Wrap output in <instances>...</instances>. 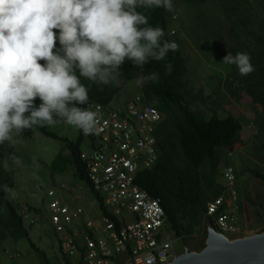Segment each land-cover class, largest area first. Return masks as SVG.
Returning a JSON list of instances; mask_svg holds the SVG:
<instances>
[{"label": "clouds", "instance_id": "9594fccd", "mask_svg": "<svg viewBox=\"0 0 264 264\" xmlns=\"http://www.w3.org/2000/svg\"><path fill=\"white\" fill-rule=\"evenodd\" d=\"M140 5L168 11L172 0H0V144L36 125L92 132L98 113L80 106L89 105L80 78L107 85L128 61L141 69L138 85L156 83L159 74H144L143 66L178 45L162 39L164 30L148 23ZM221 61L241 76L254 70L246 51L225 52ZM164 69L167 75L172 65ZM0 190L6 199L15 196L7 185Z\"/></svg>", "mask_w": 264, "mask_h": 264}, {"label": "trees", "instance_id": "16d2710c", "mask_svg": "<svg viewBox=\"0 0 264 264\" xmlns=\"http://www.w3.org/2000/svg\"><path fill=\"white\" fill-rule=\"evenodd\" d=\"M184 2L189 6H195L196 14L200 7L212 4L216 15L222 14L227 26L225 47L217 51L219 56L225 52L235 54L237 51H246L250 56L253 71L241 76L235 66L226 65L229 73L218 81V85L226 89L228 96L239 102L247 98L250 105L256 109L252 120L255 136L262 143L260 159L264 163V0H172ZM148 17V23L159 26L164 30L163 40L175 41L178 48L173 52L169 50L161 61L149 60L143 66L142 73L155 71L159 74L156 83L145 82L139 88L147 104L152 105L162 114V120L156 125V153L155 163L143 170L137 176V183L149 195L158 198L167 215L171 229L181 239H184L191 228L202 226L205 230L203 213L205 205L219 196L222 186L215 183L219 158H223V152L234 145L238 140V134L242 129L241 121L231 114L218 118L213 111L209 119L195 111L190 101L195 99L186 89V65L182 55V45L173 28H168L167 12L162 7H146L140 5L136 9ZM172 16L177 14L172 11ZM221 19V18H220ZM54 32L56 30H53ZM172 32V33H170ZM43 64L44 61H37ZM170 63L172 71L165 74L164 65ZM141 69L133 67L125 61L117 70L115 79L107 85L98 84L80 78L88 89V99L101 105H109L120 90L115 85V80L129 82ZM39 103L38 98L34 104ZM84 107V105H80ZM49 125L33 126L21 130L24 137H31L35 132L45 137L57 139L48 131ZM75 141L63 140L67 153L66 161L74 168V175L84 182L92 194L94 200L104 215H108L100 196L94 193L85 177L84 166L79 158L82 145L80 130ZM8 143L0 144V185L13 186V181L6 174L3 165L8 155ZM177 152L182 155L188 166V172L176 174L174 170ZM228 162V161H226ZM205 163L209 166V175L205 179L210 195L200 192L197 169ZM226 165H231L228 162ZM233 168V167H232ZM235 178L239 172L233 169ZM251 176L264 184V173L250 170ZM213 186V188H212ZM6 194L0 190V213L6 212V216L0 214V234L24 233L22 222L18 217L17 207L13 199H6ZM246 198V197H245ZM247 199V198H246ZM248 200V199H247ZM246 200V201H247ZM262 214L259 217L260 230L264 231V199L261 204ZM208 225V224H206ZM69 264V262H65Z\"/></svg>", "mask_w": 264, "mask_h": 264}, {"label": "rangeland", "instance_id": "374dc122", "mask_svg": "<svg viewBox=\"0 0 264 264\" xmlns=\"http://www.w3.org/2000/svg\"><path fill=\"white\" fill-rule=\"evenodd\" d=\"M172 11L177 14L172 16ZM166 12L167 26L175 30L182 45L187 69L186 89L195 97L194 100L190 98L195 111L205 116V119H209L214 111L218 118L231 114L241 121L242 129L237 142L223 152V158H219L216 167L215 183L222 186L221 191L225 188L223 167L231 162L233 169L239 172L238 178H235L238 209L233 219L239 234L227 238L258 234L262 232L257 214L260 215L263 211L261 204L264 199V184L253 178L250 170L264 173V163L258 150L262 149V143L255 136L252 127L256 109L247 98L234 102L226 89L218 85V81H222L229 73V68L217 53L226 46L227 26L224 18L222 14L216 15L212 4L202 5L196 14L195 6L172 1L171 10ZM114 82L120 90L109 104L112 108H122L132 97L142 95L139 92L141 85L135 82V78L129 82ZM48 131L57 139L45 137L39 132L31 137L13 132L12 141H6L9 151L3 168L13 181L10 188L15 192L13 202L16 206L36 208L41 217L33 224L30 221L22 222L26 235L23 232L10 235L1 231L4 234H0V264H64L67 261L59 251L58 235L49 224V218L55 212L52 207L55 199L60 198L72 211L80 210L81 214L77 216L80 224L96 217L91 192L74 175V168L66 161L67 149L63 140L75 141L78 130L71 125L54 123L49 125ZM17 159L19 163L16 162ZM174 170L177 175L188 172L186 161L178 152ZM197 174L200 192L209 196L211 189L205 181L209 175L208 164L198 168ZM0 214L2 217L6 216L4 211ZM205 238L206 233L201 225L193 227L184 239L173 245L174 253H183L185 247L189 251L198 252L203 248Z\"/></svg>", "mask_w": 264, "mask_h": 264}, {"label": "built area", "instance_id": "2783aa9c", "mask_svg": "<svg viewBox=\"0 0 264 264\" xmlns=\"http://www.w3.org/2000/svg\"><path fill=\"white\" fill-rule=\"evenodd\" d=\"M86 106L97 110V125L88 134L80 131L83 149L79 158L108 215L93 198L96 217L80 224V210L72 211L60 198L53 200L55 212L49 224L58 235L63 259L69 264L167 263L175 257L173 245L181 237L171 229L160 200L137 183L138 174L156 161L155 128L162 114L142 95L132 97L122 108L92 100ZM222 177L225 188L205 205L204 226L211 225L226 237L235 236L239 234L233 224L238 205L232 166L223 167ZM17 213L22 222L31 224L41 217L35 208L26 206Z\"/></svg>", "mask_w": 264, "mask_h": 264}, {"label": "water", "instance_id": "95a60500", "mask_svg": "<svg viewBox=\"0 0 264 264\" xmlns=\"http://www.w3.org/2000/svg\"><path fill=\"white\" fill-rule=\"evenodd\" d=\"M206 238L198 252L175 255L165 264H264V231L232 239L205 225Z\"/></svg>", "mask_w": 264, "mask_h": 264}, {"label": "crops", "instance_id": "0c3cea01", "mask_svg": "<svg viewBox=\"0 0 264 264\" xmlns=\"http://www.w3.org/2000/svg\"><path fill=\"white\" fill-rule=\"evenodd\" d=\"M6 162H7V159H6L5 163H4V165L6 164Z\"/></svg>", "mask_w": 264, "mask_h": 264}]
</instances>
